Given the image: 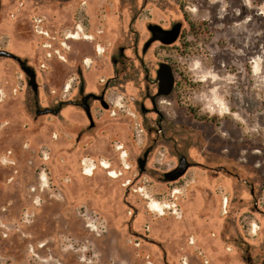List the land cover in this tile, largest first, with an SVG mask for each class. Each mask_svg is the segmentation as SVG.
<instances>
[{"label":"rangeland","instance_id":"obj_1","mask_svg":"<svg viewBox=\"0 0 264 264\" xmlns=\"http://www.w3.org/2000/svg\"><path fill=\"white\" fill-rule=\"evenodd\" d=\"M0 51V264H264V0H0Z\"/></svg>","mask_w":264,"mask_h":264},{"label":"water","instance_id":"obj_2","mask_svg":"<svg viewBox=\"0 0 264 264\" xmlns=\"http://www.w3.org/2000/svg\"><path fill=\"white\" fill-rule=\"evenodd\" d=\"M152 28H158L161 32L165 33V31H162L159 27H156V26L149 27V30H150V32L152 34V38H151L150 42L158 40L155 37V34H154ZM178 32H179V25H176L173 28V30L170 31L172 36L169 38V40L166 43L167 44L173 43L176 40L177 36H178ZM1 56L9 57L10 54H8V53H6L4 51H0V57ZM25 72H26L27 75H29L28 71L25 70ZM30 79H31L30 84L35 89L36 86L34 84V76L31 75ZM156 79H157V82H158L157 95L158 96H168L172 92L173 85H174V78H173V74H172L171 68L165 63L159 64V68H158V70L156 72ZM144 163H145V156H144L143 161H141V163H140V169L141 170L143 169ZM186 168H187V164H186L184 158H182L180 160V162H179L178 168L175 171L170 172L169 174H166L165 177L170 179V180H174V179L178 178L179 176H181L185 172Z\"/></svg>","mask_w":264,"mask_h":264},{"label":"flooded vegetation","instance_id":"obj_3","mask_svg":"<svg viewBox=\"0 0 264 264\" xmlns=\"http://www.w3.org/2000/svg\"><path fill=\"white\" fill-rule=\"evenodd\" d=\"M184 2H185V0H184ZM85 4V3H84ZM182 8H184V9H188V7L186 6V5H184V4H182ZM189 10V9H188ZM184 14V13H183ZM173 28H174V26H171L170 28H167V29H165V30H162V31H165V33L164 32H161L158 28H152L153 29V32H154V34H155V37L158 39V40H156V42L158 41L160 44H167L166 42L169 40V38L172 36V34L170 33V31H172L173 30ZM78 29V28H77ZM79 30L80 29H78L77 30V32L75 33V32H71V33H69L66 37H65V39L66 40H73V41H77V40H79L80 39V37L78 36V38H75V36H73V34L75 35V34H79ZM182 33H181V26H179V32H178V36H177V38H176V40L180 37V35H181ZM152 35V34H151ZM36 36L39 38H42V40H44V36H45V33L44 32H37L36 33ZM83 39L84 40H91L92 38L90 37V38H87V37H83ZM175 40V41H176ZM174 41V42H175ZM45 50V49H44ZM49 57V56H48ZM59 59H61V60H63L64 61V59L60 56L59 57ZM157 86H158V82H157ZM158 90V89H157ZM104 94L102 93L101 94V97L103 96ZM85 96H88V97H90L91 98V100H92V102H96V100H98V99H100L99 97L100 96H97V95H95V94H92V93H86L85 94ZM158 96V95H157ZM154 100H155V98H151V104H154ZM80 105L81 106H83V107H87V105H86V101L82 98V96H80ZM153 106V105H152ZM88 108H89V106H88ZM154 108V107H153ZM154 111H155V109H154ZM139 162V164L141 163V161L142 160H138ZM227 204H225V208H227V205H228V202H226ZM217 209V208H216ZM215 209V210H216ZM217 211V210H216Z\"/></svg>","mask_w":264,"mask_h":264},{"label":"crops","instance_id":"obj_4","mask_svg":"<svg viewBox=\"0 0 264 264\" xmlns=\"http://www.w3.org/2000/svg\"><path fill=\"white\" fill-rule=\"evenodd\" d=\"M15 240H16V244L15 243L12 244V250H11V251H13V254H17V253L20 254V253L24 252L25 247H23L22 244L24 243L25 239H23V238H15ZM48 243H49V241H46L43 245L36 246L34 248V254H35L36 258L40 257V256H42L41 258H45L44 256H46V253L49 254L48 259H42L41 260L43 263L48 261V260H51V254H50L51 249H50V245H48ZM24 245L25 246L26 245L27 246H31L33 248V246L30 245L29 243L28 244H24ZM20 246H22V247L20 248ZM54 246H55V251L54 252H56V255H54L55 257L52 256V259L54 258L53 259L54 262H58V264H59V262H62V256H65L67 254V252H61L59 247L56 244ZM49 264H51L50 261H49ZM63 264H65V263H63Z\"/></svg>","mask_w":264,"mask_h":264},{"label":"built area","instance_id":"obj_5","mask_svg":"<svg viewBox=\"0 0 264 264\" xmlns=\"http://www.w3.org/2000/svg\"><path fill=\"white\" fill-rule=\"evenodd\" d=\"M87 225H89V224H87Z\"/></svg>","mask_w":264,"mask_h":264}]
</instances>
